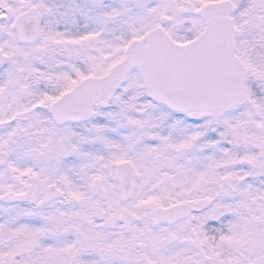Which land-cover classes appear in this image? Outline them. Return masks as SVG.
Here are the masks:
<instances>
[{"label":"snow or ice","instance_id":"obj_1","mask_svg":"<svg viewBox=\"0 0 264 264\" xmlns=\"http://www.w3.org/2000/svg\"><path fill=\"white\" fill-rule=\"evenodd\" d=\"M0 264H264V0H0Z\"/></svg>","mask_w":264,"mask_h":264}]
</instances>
